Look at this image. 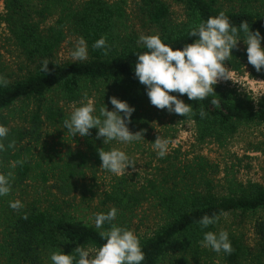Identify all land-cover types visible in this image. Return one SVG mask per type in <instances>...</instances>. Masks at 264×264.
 I'll return each mask as SVG.
<instances>
[{
    "label": "trees",
    "instance_id": "16d2710c",
    "mask_svg": "<svg viewBox=\"0 0 264 264\" xmlns=\"http://www.w3.org/2000/svg\"><path fill=\"white\" fill-rule=\"evenodd\" d=\"M174 1L185 13V20L179 24L173 23L165 0H141V10L154 34L174 49L194 42L196 38L189 35L191 30L220 12L237 26L246 20L252 31L259 30L264 36V0H230L241 3L239 9L225 8L219 0ZM52 18L56 19L54 25L43 28V23ZM126 18L125 0H5L2 21L13 43L35 67L26 77L0 87V112L20 101L34 100L40 107L28 118V126L11 128L0 139L4 145L0 150V173H13L10 194L0 197V264H51L49 257L53 251L71 254L78 246L99 248L104 243L100 230L92 224L35 203L14 210L9 202L13 189L36 173L44 185L52 182L64 198L80 197L86 201L88 194L95 195L87 180L89 174L97 175L102 163L98 149L110 150L117 141L103 144V137L97 138L98 129L93 128L82 137L81 146L69 147L64 153L53 149L44 162L36 151L45 123L63 125L67 118L60 102L54 99L79 106L86 93L95 101L98 112L105 105L112 110L110 98L115 96L135 107L128 125L130 131L145 132L150 128L154 106L146 86L134 73L136 57L146 49L137 44V37L121 32ZM69 37L85 39L87 60H56ZM101 37L106 39V47L93 49V43ZM246 48L240 41L231 60L225 62L227 67L238 73L247 68L251 78L264 81V69L257 72L248 64ZM45 60L48 72L40 70ZM215 91L202 101L188 100L186 94L180 97L192 105V114L187 118L167 109H160L156 116L193 123L196 144L201 148L206 144L224 146L242 126L264 124V98L255 107L249 96L216 85ZM201 110L206 113L204 118L199 114ZM0 125L7 127V122L1 120ZM12 141L14 147L8 148ZM17 161L22 163L13 168ZM208 169L211 166L206 158L199 155L185 167L170 166L161 180L136 186L123 176L108 184L100 200L101 212L117 208L114 223L127 228L135 212L155 195L160 222L150 234L139 236L145 253L142 264H264V186L228 181L227 192H219L209 180ZM205 214H217L220 218L203 229L198 221ZM229 218L232 223L223 227V221ZM220 230L229 233L233 249L230 254L214 252L202 244L204 232Z\"/></svg>",
    "mask_w": 264,
    "mask_h": 264
},
{
    "label": "clouds",
    "instance_id": "9594fccd",
    "mask_svg": "<svg viewBox=\"0 0 264 264\" xmlns=\"http://www.w3.org/2000/svg\"><path fill=\"white\" fill-rule=\"evenodd\" d=\"M243 34V35H241ZM196 39L187 43L182 49L170 46L162 41L159 34L140 35L137 44L142 45L146 51L137 55L134 73L142 85L146 86V94L150 103L158 109H167L187 118L192 114V105L185 103L180 97L187 95L188 100L202 101L209 95L216 93L215 85L221 81L232 80V74L226 65L231 60L233 49L240 41L247 46V61L257 72L264 69V36L259 30L252 31L246 20H241L239 26L234 24L229 17L220 12L216 16H209L206 21H201L189 33ZM106 47V39L99 38L93 43V49ZM74 60H86L88 45L84 38H80L72 52ZM42 72L49 71V64L45 60L41 64ZM8 80L0 75V87H6ZM178 93L179 95H173ZM113 106L99 108L87 94H84L80 105L75 107L69 117L63 121V127L73 137L88 136L90 129L96 128L97 138L103 137V144L117 141L124 144L139 142L144 138L143 132L133 133L128 125L131 123L135 107L127 101L115 96L110 98ZM216 103V101H212ZM201 118L206 113L200 111ZM9 129L0 125V139L8 135ZM172 143L168 138L158 136L152 142V148L159 158H164L169 152ZM15 142L8 144L13 148ZM4 145L0 143V150ZM101 160L100 168L119 176L130 167H135L136 162L123 150L111 148L110 150L98 149ZM17 161L12 164L15 168ZM13 173H0V197L10 194L12 189ZM9 206L19 210L24 205L21 201H10ZM222 214V213H221ZM118 209L113 207L107 212L94 214V226L99 231V236L104 243L99 248L86 245L78 246L71 254L63 251H53L50 254L51 264H142L145 253L140 237L134 230L120 226L114 221ZM23 218H27L26 216ZM220 216L213 214L203 215L198 223L203 229L218 222ZM108 224L110 227L104 228ZM202 244L212 251L230 254L232 249L229 233L220 230L218 233L206 231L203 234Z\"/></svg>",
    "mask_w": 264,
    "mask_h": 264
},
{
    "label": "rangeland",
    "instance_id": "374dc122",
    "mask_svg": "<svg viewBox=\"0 0 264 264\" xmlns=\"http://www.w3.org/2000/svg\"><path fill=\"white\" fill-rule=\"evenodd\" d=\"M125 1L127 18L124 25L120 26L121 32L131 34L137 38L142 34L153 35L154 28L149 25L141 10V0ZM165 1L170 6L173 23L183 22L185 20L183 8L174 0ZM219 1L225 8L239 9L241 7V3L230 0ZM4 14L5 0H1L0 75L12 83L26 77L35 66L28 62L11 40L7 27L2 21ZM55 20V18H52L43 23V28L53 26ZM78 40L77 37H69L61 45L56 60L60 63L81 61L74 60L71 55ZM229 71L232 74L233 81H221L216 86L225 87L239 95L249 96L253 101V105L257 107L259 101L264 98V81L251 78L250 71L247 68L239 73L230 69ZM97 98L99 99V95H97ZM54 101L60 102V108H62L67 118L74 108L78 107L77 104H69L58 99H54ZM93 102L95 104V101ZM39 107V102L34 100L17 102L10 109L0 112V121L5 120L8 129L28 126V118ZM159 112L160 109L154 106L155 115L152 117L150 128L143 132L145 139L129 144L116 142L114 146V148L125 151L136 162L135 167H130L127 170L128 172L119 176L101 168L98 169L95 177V174H89L87 181L93 188L95 195L88 194L86 201H83L80 197L77 199L62 197L52 182L44 185L41 179H38L37 173L32 179L26 180L16 189H13L11 201L19 200L22 204L35 203L42 208L58 211L94 225V214L102 211L100 200L113 178L124 176L133 185L142 186L148 184L151 180H161V175L170 166L185 167L187 164L194 162L199 155L204 156L211 166V169L207 171L208 177L219 192H227L228 181L244 184L254 182L264 186V124L242 126L239 132L232 139H229L224 146L206 144L201 148L196 144V130L193 123H178L173 121L170 116L160 119L156 116ZM44 131L36 151V154L44 162H47L49 156L53 154V149L64 153L69 147L81 146L82 137L79 135L73 137L64 129L63 125H52V123L46 122ZM161 135L172 141L169 152L164 158H159L152 148V142ZM131 221L128 228L134 230L138 236L150 234L156 224L160 222V208L157 201H155V195L135 212ZM232 221V218L224 220L223 227H229Z\"/></svg>",
    "mask_w": 264,
    "mask_h": 264
}]
</instances>
